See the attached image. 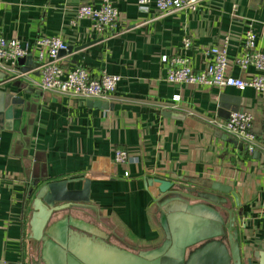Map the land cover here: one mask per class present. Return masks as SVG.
<instances>
[{
  "label": "crops",
  "instance_id": "0c3cea01",
  "mask_svg": "<svg viewBox=\"0 0 264 264\" xmlns=\"http://www.w3.org/2000/svg\"><path fill=\"white\" fill-rule=\"evenodd\" d=\"M137 1L112 0L117 31L101 38L90 20L75 16L100 0H0V36L30 45L21 59L38 62L33 42L56 36L69 48L58 54L64 70L120 77L103 100L111 107L102 110L89 104L97 100L39 90V68L22 74L18 61L15 68L0 65V264H60L46 245L62 235L84 239L88 252L139 264L161 248L173 217L190 218L201 235L211 222L206 214L224 225L234 219L241 264L264 263V92L169 83L168 65L161 63L162 56L184 57L199 72L212 61L206 52L227 38L228 74L248 80L254 70H240L234 61L249 24L264 52V0H203L194 12L160 18ZM185 38L189 49L182 48ZM10 98L22 101L16 129L5 118ZM232 111L253 117L252 154L218 130ZM116 150L126 151L127 163L114 162ZM74 179L89 180L90 202L53 214L46 241L32 240L36 190ZM155 179L171 187L161 194L147 182ZM210 183L229 186L236 201L202 187Z\"/></svg>",
  "mask_w": 264,
  "mask_h": 264
},
{
  "label": "built area",
  "instance_id": "2783aa9c",
  "mask_svg": "<svg viewBox=\"0 0 264 264\" xmlns=\"http://www.w3.org/2000/svg\"><path fill=\"white\" fill-rule=\"evenodd\" d=\"M203 0H138L137 7L146 10L152 5L160 18L178 11L194 12ZM235 10V6L233 7ZM77 19H88L96 34L101 38H109L117 31L118 12L112 0H100L98 6L82 5L76 10ZM37 49L39 66V81L35 84L39 90L56 95L69 96L74 99L107 100L115 91L119 76L110 75L102 70L99 74H91L82 67L64 70L58 62V54L67 51L66 43L59 37H40L33 42ZM30 45L16 39H6L0 36V65L6 63L12 68L17 61L26 56ZM191 47L190 39L182 42L183 49ZM228 40L225 38L221 45L210 48L206 54L212 61L199 71L194 72L188 59L184 57H161V63L168 65L166 81L201 87L235 88L243 91L247 88L259 93L264 92V52L256 48V35L251 24L247 25L241 55L234 61L240 70L252 68L254 75L248 80L232 77L228 74L229 61L227 57ZM174 101L179 96L173 97ZM253 117L246 112L230 113L228 119L218 126L223 134L235 143L245 146L248 154L255 149V136L251 131ZM124 150L114 152V162L124 164L128 161ZM264 169V168H263Z\"/></svg>",
  "mask_w": 264,
  "mask_h": 264
},
{
  "label": "water",
  "instance_id": "95a60500",
  "mask_svg": "<svg viewBox=\"0 0 264 264\" xmlns=\"http://www.w3.org/2000/svg\"><path fill=\"white\" fill-rule=\"evenodd\" d=\"M67 50L69 48L67 47ZM19 70L22 74L38 69V62L29 63L28 59L18 60ZM89 104L97 109L107 110L111 105L106 101H90ZM5 118L14 121V129L19 123L22 101L19 98H10L5 101ZM238 112V111H232ZM82 182L79 190L69 189L74 182ZM148 184H158L161 194L166 193L171 183L155 179L148 180ZM203 188L230 194L236 201L235 194L229 186L210 183L202 184ZM90 195V182L87 179L61 180L49 182L38 188L33 199V214L30 220V238L34 241H46V228L53 214L62 210L71 209L77 205L88 204ZM209 201L211 197H206ZM206 218L215 230L206 229L210 225L206 223L205 233L199 235L197 224L190 222V218L176 216L171 219L170 225L163 230V241L161 248L151 254L142 255L139 264H241L239 247L237 244L236 231L233 229L234 219L230 218L224 225L219 218L212 214H206ZM214 221V222H213ZM219 224L221 226L219 230ZM201 226H205L201 223ZM227 240L228 246L224 244ZM52 243L47 244L56 251V258L60 264H131L127 259H113L110 254H97L86 249L89 243L77 236H51ZM87 245V246H86ZM93 248V247H92ZM250 264V262H248ZM262 264H264L262 262Z\"/></svg>",
  "mask_w": 264,
  "mask_h": 264
},
{
  "label": "rangeland",
  "instance_id": "374dc122",
  "mask_svg": "<svg viewBox=\"0 0 264 264\" xmlns=\"http://www.w3.org/2000/svg\"><path fill=\"white\" fill-rule=\"evenodd\" d=\"M109 98V97H108Z\"/></svg>",
  "mask_w": 264,
  "mask_h": 264
}]
</instances>
